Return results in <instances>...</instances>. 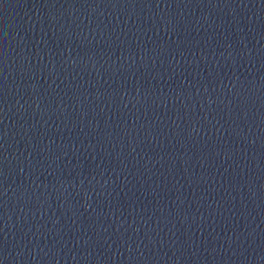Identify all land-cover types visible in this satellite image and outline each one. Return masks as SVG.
<instances>
[{
	"label": "water",
	"instance_id": "95a60500",
	"mask_svg": "<svg viewBox=\"0 0 264 264\" xmlns=\"http://www.w3.org/2000/svg\"><path fill=\"white\" fill-rule=\"evenodd\" d=\"M0 264H264V0H0Z\"/></svg>",
	"mask_w": 264,
	"mask_h": 264
}]
</instances>
